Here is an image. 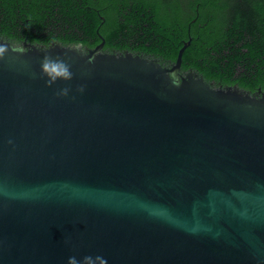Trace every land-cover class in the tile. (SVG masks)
Here are the masks:
<instances>
[{
    "label": "water",
    "instance_id": "obj_1",
    "mask_svg": "<svg viewBox=\"0 0 264 264\" xmlns=\"http://www.w3.org/2000/svg\"><path fill=\"white\" fill-rule=\"evenodd\" d=\"M187 44L171 67L101 45L9 47L0 264H264V95L181 77ZM46 53L70 81L45 83Z\"/></svg>",
    "mask_w": 264,
    "mask_h": 264
},
{
    "label": "trees",
    "instance_id": "obj_2",
    "mask_svg": "<svg viewBox=\"0 0 264 264\" xmlns=\"http://www.w3.org/2000/svg\"><path fill=\"white\" fill-rule=\"evenodd\" d=\"M105 40L109 52H131L172 64L207 83L264 90V0H0V37L46 45Z\"/></svg>",
    "mask_w": 264,
    "mask_h": 264
},
{
    "label": "clouds",
    "instance_id": "obj_3",
    "mask_svg": "<svg viewBox=\"0 0 264 264\" xmlns=\"http://www.w3.org/2000/svg\"><path fill=\"white\" fill-rule=\"evenodd\" d=\"M24 41L22 38L10 37L8 44H0V58L3 57L4 53L8 51L9 47L13 51L23 53ZM41 73L44 76L45 83L48 86L55 84L58 80L70 81L73 78V73L71 71L70 64L60 56H51L47 53L44 55L41 61ZM85 90L84 85H80L77 91L83 93ZM71 89L69 87L60 88L55 94L61 97H67ZM74 98V97H73ZM8 143H12L11 140ZM103 261V264H107V260L103 257L96 255H84L80 259L77 256L72 255L68 257L67 264H100Z\"/></svg>",
    "mask_w": 264,
    "mask_h": 264
},
{
    "label": "flooded vegetation",
    "instance_id": "obj_4",
    "mask_svg": "<svg viewBox=\"0 0 264 264\" xmlns=\"http://www.w3.org/2000/svg\"><path fill=\"white\" fill-rule=\"evenodd\" d=\"M20 38H22V37H20ZM23 39V41H24V44H23V47H24V49H30V48H32V47H42V48H48V47H52V46H54V45H57V44H61L59 41H57V40H50L49 41V44L48 45H46V44H44V43H42V42H40V41H38V40H35V41H31L29 38H28V36H26V37H24V38H22ZM100 42H98V43H96V44H94V45H92V46H89V45H87V44H83L82 42H80V43H77V44H72V45H67V46H73V45H79L80 47H81V49H83L84 51H89V50H93V49H95L96 47H98V46H100L101 45V48L99 49V51L100 52H102V53H114V52H109V50L108 49H106L105 47H104V45H105V40H104V38H103V36H101L100 35ZM0 40H2V41H7V42H9V38H7V37H0ZM62 46H64L63 44H61ZM118 53H121V52H115L114 54H118ZM125 53H128V51L127 52H125ZM125 53H122V54H125ZM131 53V52H130ZM133 54V53H132ZM135 55V54H134ZM175 62V61H174ZM174 62L172 63V64H170V65H167L166 67H171L173 64H174ZM164 66V65H163ZM182 67L180 66V70H179V74H180V76L181 77H185V75H186V73L187 72H189L190 70H187V71H185V70H182L181 69ZM194 71V70H193ZM212 87H214V88H221V89H227V88H230V87H232V88H234V87H238V88H240V89H242V90H245V91H248L251 95H255V96H257V97H261V96H263L264 95V90H262L260 87H258L255 91H251V90H249V89H244V88H241V87H239L237 84H234V85H225V86H216V85H214L213 83H209Z\"/></svg>",
    "mask_w": 264,
    "mask_h": 264
}]
</instances>
